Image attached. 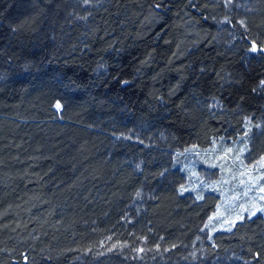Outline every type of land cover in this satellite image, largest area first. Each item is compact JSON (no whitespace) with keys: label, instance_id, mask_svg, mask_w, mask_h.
<instances>
[{"label":"trees","instance_id":"trees-1","mask_svg":"<svg viewBox=\"0 0 264 264\" xmlns=\"http://www.w3.org/2000/svg\"><path fill=\"white\" fill-rule=\"evenodd\" d=\"M75 2L0 0V264H264L174 154L264 123V0L232 40L211 0Z\"/></svg>","mask_w":264,"mask_h":264},{"label":"rangeland","instance_id":"rangeland-1","mask_svg":"<svg viewBox=\"0 0 264 264\" xmlns=\"http://www.w3.org/2000/svg\"><path fill=\"white\" fill-rule=\"evenodd\" d=\"M75 1L84 8L99 0ZM211 1L218 10L215 12L218 29L227 32L231 40L236 39L238 36L227 27L228 22L235 14L239 24H246L245 14L253 12L250 0ZM210 105L217 108L219 102L212 99ZM174 154L176 164L186 174L184 192L192 193L197 199L208 193L217 196L215 208L203 227L206 238L232 230L247 217L264 216V123L254 124L247 118L244 130L236 138L219 136L207 146L192 145Z\"/></svg>","mask_w":264,"mask_h":264},{"label":"snow or ice","instance_id":"snow-or-ice-1","mask_svg":"<svg viewBox=\"0 0 264 264\" xmlns=\"http://www.w3.org/2000/svg\"><path fill=\"white\" fill-rule=\"evenodd\" d=\"M56 107H57V108H59V107H60V105H59V104H57V105H56Z\"/></svg>","mask_w":264,"mask_h":264},{"label":"water","instance_id":"water-1","mask_svg":"<svg viewBox=\"0 0 264 264\" xmlns=\"http://www.w3.org/2000/svg\"><path fill=\"white\" fill-rule=\"evenodd\" d=\"M262 52L264 53V47L262 48Z\"/></svg>","mask_w":264,"mask_h":264}]
</instances>
